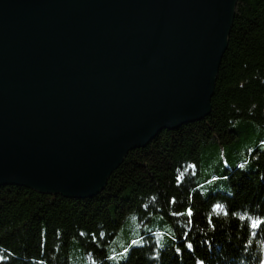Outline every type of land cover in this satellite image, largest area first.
Segmentation results:
<instances>
[{
	"label": "water",
	"instance_id": "obj_1",
	"mask_svg": "<svg viewBox=\"0 0 264 264\" xmlns=\"http://www.w3.org/2000/svg\"><path fill=\"white\" fill-rule=\"evenodd\" d=\"M237 0H0V186L95 196L205 119Z\"/></svg>",
	"mask_w": 264,
	"mask_h": 264
},
{
	"label": "trees",
	"instance_id": "obj_2",
	"mask_svg": "<svg viewBox=\"0 0 264 264\" xmlns=\"http://www.w3.org/2000/svg\"><path fill=\"white\" fill-rule=\"evenodd\" d=\"M210 105L205 119L128 151L91 198L0 186V264H71L78 251L86 264H111L117 235L155 214L171 225L173 241L158 247L144 235L118 252H126L118 264H261L264 226L252 228L251 219H264V139L243 153L234 148L248 145L245 124L264 129V0L236 1ZM217 147L228 166L207 181L225 191L203 195L201 156H217ZM216 204L223 207L213 210Z\"/></svg>",
	"mask_w": 264,
	"mask_h": 264
},
{
	"label": "rangeland",
	"instance_id": "obj_3",
	"mask_svg": "<svg viewBox=\"0 0 264 264\" xmlns=\"http://www.w3.org/2000/svg\"><path fill=\"white\" fill-rule=\"evenodd\" d=\"M244 126L247 130L245 141L248 143V145L234 148L239 153H243L246 146H249V148L251 149L252 145H256L259 140L264 139V129L257 127L254 123H247ZM259 146L263 148L264 143H261V145ZM217 150V156H214L213 152L210 151L203 153L201 156V174H199V176L204 180L201 179L196 183L198 189L201 190L203 195L208 194L209 192L225 191L221 188L222 184H216L207 181V179L212 176L216 177L215 179H217V177L221 175L223 168L228 166V163L226 161V150H219L218 147ZM235 152H233V150L230 151L232 157L236 156ZM222 159L223 165L220 167ZM215 166L217 167V169L215 168ZM147 234L154 237V240L158 247H163L173 241L171 225L163 218H160L159 215H153L151 221L144 224L140 223L139 221L132 220L129 222L128 226L125 227L119 235H117V237L112 242V245L110 244L111 246L108 248V253L111 255L109 262L111 264H118L123 261L125 259L126 252L124 251L119 254L118 252L124 247L141 244L143 242L142 236ZM81 257L83 258L81 259ZM86 259V253L78 251L76 255L73 256L72 254L71 264H83Z\"/></svg>",
	"mask_w": 264,
	"mask_h": 264
},
{
	"label": "snow or ice",
	"instance_id": "obj_4",
	"mask_svg": "<svg viewBox=\"0 0 264 264\" xmlns=\"http://www.w3.org/2000/svg\"><path fill=\"white\" fill-rule=\"evenodd\" d=\"M240 167H243V165H240ZM174 202V201H173ZM223 206L222 205H220V204H216V205H214L213 206V210H216V209H221ZM184 214H186L188 217H189V223H191V216H192V211H191V209L189 208V209H186V212L184 213ZM234 214V213H233ZM174 215H182L181 213H174ZM244 217H241V219H243ZM249 219H251L250 217H249ZM261 226H264V219H259V218H257V219H251V227L252 228H260ZM133 243H135V242H133ZM189 249H191L192 248V245H191V243H189V244H187L186 245ZM177 251H179V249H177ZM0 259H2V257H0Z\"/></svg>",
	"mask_w": 264,
	"mask_h": 264
}]
</instances>
